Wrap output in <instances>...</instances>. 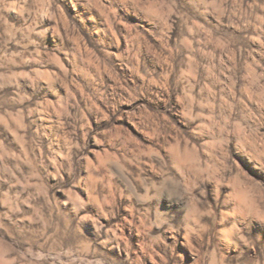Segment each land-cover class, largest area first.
Returning <instances> with one entry per match:
<instances>
[{"label": "clouds", "instance_id": "clouds-1", "mask_svg": "<svg viewBox=\"0 0 264 264\" xmlns=\"http://www.w3.org/2000/svg\"><path fill=\"white\" fill-rule=\"evenodd\" d=\"M0 264H264V0H0Z\"/></svg>", "mask_w": 264, "mask_h": 264}]
</instances>
